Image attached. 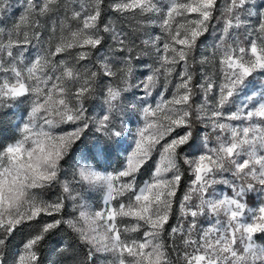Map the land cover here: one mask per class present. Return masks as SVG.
I'll use <instances>...</instances> for the list:
<instances>
[{
    "label": "snow or ice",
    "instance_id": "1",
    "mask_svg": "<svg viewBox=\"0 0 264 264\" xmlns=\"http://www.w3.org/2000/svg\"><path fill=\"white\" fill-rule=\"evenodd\" d=\"M10 112L0 264H264V0H0Z\"/></svg>",
    "mask_w": 264,
    "mask_h": 264
},
{
    "label": "trees",
    "instance_id": "2",
    "mask_svg": "<svg viewBox=\"0 0 264 264\" xmlns=\"http://www.w3.org/2000/svg\"><path fill=\"white\" fill-rule=\"evenodd\" d=\"M14 112L16 110H13ZM98 111V109H97ZM19 112H16L15 115L13 113H8L7 115H0V140H4L5 142H10V137H12L15 132V124L18 122ZM96 136L89 134L88 138L84 141L83 144L79 145L80 150H86L91 148L94 144H97ZM124 159V152L120 150H114L111 153V156L107 161L101 159V166L99 168H109V169H117L120 167V162ZM66 171L71 173V169H68L66 166ZM147 178V174L145 177ZM58 194V193H57ZM52 199H55V195H52ZM67 211L69 213L72 212V207L69 205ZM70 229L66 226L62 228L60 231L56 232L51 236L48 240L45 248L43 250V259L44 264H60L61 257L58 255V245L68 244L71 242V238L69 236ZM23 239L22 235H17L16 238L12 241V248L15 251L16 246L21 243Z\"/></svg>",
    "mask_w": 264,
    "mask_h": 264
},
{
    "label": "rangeland",
    "instance_id": "3",
    "mask_svg": "<svg viewBox=\"0 0 264 264\" xmlns=\"http://www.w3.org/2000/svg\"><path fill=\"white\" fill-rule=\"evenodd\" d=\"M257 3H260V0H257ZM130 127L133 129L135 128V123L131 124ZM99 171H112V169L109 168H98ZM89 203L95 206H102L103 205V194L100 191H92L91 197L89 199Z\"/></svg>",
    "mask_w": 264,
    "mask_h": 264
}]
</instances>
